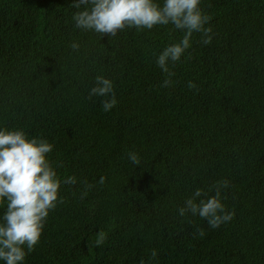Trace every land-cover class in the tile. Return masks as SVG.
Segmentation results:
<instances>
[{"label":"trees","instance_id":"16d2710c","mask_svg":"<svg viewBox=\"0 0 264 264\" xmlns=\"http://www.w3.org/2000/svg\"><path fill=\"white\" fill-rule=\"evenodd\" d=\"M74 2L0 0V126L48 139L61 177H77L25 264H264V0H202L212 42L193 35L168 87L156 57L181 31L85 32ZM98 74L114 81L110 112L88 98ZM223 180L231 221L179 214Z\"/></svg>","mask_w":264,"mask_h":264},{"label":"clouds","instance_id":"9594fccd","mask_svg":"<svg viewBox=\"0 0 264 264\" xmlns=\"http://www.w3.org/2000/svg\"><path fill=\"white\" fill-rule=\"evenodd\" d=\"M73 4L77 9L72 16L74 26L85 32L117 37L126 28L151 30L157 25L169 24L181 31L182 38L168 44L156 57L157 66L166 74L163 87L173 83L172 68L192 47L195 33L202 34L204 45L213 39L211 17L201 7L202 0H75ZM70 47L78 52L81 43L73 41ZM94 79L88 98H102V110L110 112L118 103L114 81L103 74ZM195 87L194 82H188L189 89ZM147 106L152 107L149 94ZM53 149L54 145L42 136H30L23 128L0 126V206L6 205L0 215V264H25L26 257L41 240L50 212L64 202L60 195L62 185L77 183L76 176L61 177L58 173L48 155ZM127 156L134 165H141L138 152L129 151ZM105 181L106 177L102 176L98 182L104 184ZM228 187L229 182L223 180L217 182L212 195L196 189L179 208V214L198 215L206 219L211 228H219L235 215L223 202L222 189ZM106 239L107 233L100 230L95 246H102ZM151 256H157L156 250Z\"/></svg>","mask_w":264,"mask_h":264}]
</instances>
